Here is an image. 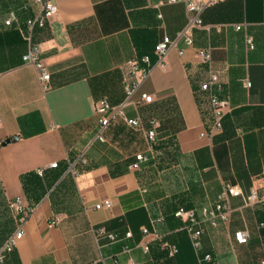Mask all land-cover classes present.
<instances>
[{
    "label": "crops",
    "instance_id": "obj_1",
    "mask_svg": "<svg viewBox=\"0 0 264 264\" xmlns=\"http://www.w3.org/2000/svg\"><path fill=\"white\" fill-rule=\"evenodd\" d=\"M53 1L56 18L33 35L51 73V88L44 90L34 65L23 61L30 46L25 29L5 24L11 10L22 23L40 6L36 0H0V245L16 228L18 214L9 200L22 196L34 210L23 238L0 264H127L129 258L158 264L151 251L158 244L154 231L181 247L177 264H207L200 262L205 253L220 264H264V0L207 7L202 18L209 28L195 27L193 46L179 41L143 81L136 98L147 92L154 101L127 105L125 113L157 118L159 146L138 169L131 167L136 155L149 153L145 132L118 116L105 141L96 140V104L102 98L114 105L124 101L128 60L151 52L155 61L154 45L186 26L185 3ZM203 47L212 48L211 64L197 52ZM211 71L230 101L224 131L213 141L200 135L212 115L200 85ZM81 153L86 161L74 175L68 163ZM53 162L58 166L49 167ZM40 167H46L44 175ZM226 183L246 194L257 188L260 199L245 205L232 198L230 221L206 226L197 251L174 212L213 203ZM106 200L110 205H103ZM53 217L59 222L51 226ZM100 225L120 240L98 241L92 228ZM241 228L250 231L247 244L234 239Z\"/></svg>",
    "mask_w": 264,
    "mask_h": 264
},
{
    "label": "built area",
    "instance_id": "obj_2",
    "mask_svg": "<svg viewBox=\"0 0 264 264\" xmlns=\"http://www.w3.org/2000/svg\"><path fill=\"white\" fill-rule=\"evenodd\" d=\"M168 1L185 3L188 21L184 29H182L175 38L165 35L155 44L153 50V55L156 56L155 61L152 60V54H144L141 56L136 55L128 60L129 73L126 78V97L124 101L120 104L113 105L107 98H102L96 104V112L98 114L96 140L105 141L106 129L118 116L122 117L132 127L141 129L145 132L149 153H138L136 155L135 161L131 164V167L134 169H138L143 162L148 161L158 152L156 145L158 144V128L160 126V121L157 118H152L146 121L139 116L130 117L125 113L126 106L130 104L138 106L154 101L153 96L147 92H142L139 98H136V94L140 90L143 81L151 75L153 69L157 65H162L164 63L166 55L173 47L177 46L179 41H183L185 45L193 46V29L201 26L209 28L210 26V24H205L202 18L205 9L224 0ZM36 2L40 6V11L37 14L26 18L24 22L21 23L18 12L16 10H11L5 20V24L8 26L17 24L25 29L26 37L30 42V46L28 51L23 55V61L34 65L42 88L48 90L51 88V73L47 64L41 58L42 43L35 41L33 35L36 28H46L49 26L50 22L56 18L58 14V7L53 0H36ZM241 27V24L236 25L237 29H240ZM246 43L249 49L255 47L254 40L250 35H246ZM197 52L204 62L208 64L212 63L213 55L211 47L198 48ZM179 53L183 54L184 49L180 48ZM244 84L246 87L252 85L251 81L248 79L244 81ZM200 91L206 95L212 110L208 128L202 131L200 135L213 141L224 131L225 116L230 106L229 97L226 94L219 75L212 71L210 72L209 77L201 82ZM85 161V155L84 153H81L75 160L68 163L67 170L74 175H77L80 172L78 168L79 165ZM57 166V162H53L49 165V167ZM45 169L46 167H40L37 169V172L40 175H43ZM234 197L242 198L245 205L255 204L260 199L257 188H252L251 191L246 194L239 185L226 183L213 203L204 205L199 210L197 208H189L183 205L175 210L174 214L183 221V229L188 232L195 250L198 251L202 248V237L206 230V226L216 228L221 223H228L230 221L232 213L231 199ZM9 205L15 207L18 216L16 228L7 235L0 245V262L5 260L8 253H11L16 249L18 242L25 234V225L34 212L33 208L26 204L22 196L10 199ZM103 205H110V201H104ZM103 205H96V207L98 208ZM58 222V217H53L49 220V225L54 226ZM262 226H264V222L259 223V227ZM92 230L98 241L101 238H107L111 242L120 240L117 234L109 231L104 225L95 226ZM142 230L145 235L150 234L147 227H144ZM152 235L154 240L158 243L159 248L165 251L168 256H175L179 252L178 245L171 242L163 234L154 231ZM131 236L132 233L128 231L126 237L129 238ZM250 237L251 234L247 228L237 229L234 232V239L239 244H247ZM142 245L146 252L150 251L151 247L149 241L143 242ZM125 250L129 251L130 247L125 245ZM102 260L104 262V257H102ZM114 262V264H119L117 260ZM200 262H205L207 264H220L211 253H205L200 258ZM135 263L136 262L132 258H129L127 264Z\"/></svg>",
    "mask_w": 264,
    "mask_h": 264
},
{
    "label": "trees",
    "instance_id": "obj_3",
    "mask_svg": "<svg viewBox=\"0 0 264 264\" xmlns=\"http://www.w3.org/2000/svg\"><path fill=\"white\" fill-rule=\"evenodd\" d=\"M17 11V10H16ZM18 12V11H17ZM155 46V45H154ZM144 54H151V52H147V53H143V54H140L138 56H141V55H144ZM111 103V102H110ZM112 104V103H111ZM114 105V104H113ZM152 119V118H150ZM149 120V119H148ZM147 121V120H146ZM159 145H156V147L158 148ZM45 173V172H44ZM44 175V174H43ZM179 247V246H178ZM181 247H179V252L175 255V256H168L167 253L163 250H161L159 248V245L157 244V246L154 248L152 247L151 248V251H154L155 252V259H156V262L158 264H177V256L179 255V253L181 252Z\"/></svg>",
    "mask_w": 264,
    "mask_h": 264
},
{
    "label": "water",
    "instance_id": "obj_4",
    "mask_svg": "<svg viewBox=\"0 0 264 264\" xmlns=\"http://www.w3.org/2000/svg\"><path fill=\"white\" fill-rule=\"evenodd\" d=\"M14 138H16V137H14ZM10 140H11V138L6 139V140L3 142V144H7L8 142H10Z\"/></svg>",
    "mask_w": 264,
    "mask_h": 264
}]
</instances>
